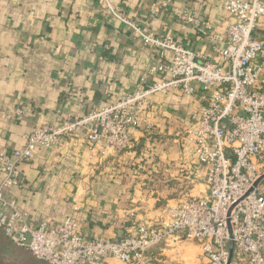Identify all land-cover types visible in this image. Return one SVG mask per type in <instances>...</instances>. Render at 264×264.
Returning a JSON list of instances; mask_svg holds the SVG:
<instances>
[{
  "label": "crops",
  "instance_id": "crops-1",
  "mask_svg": "<svg viewBox=\"0 0 264 264\" xmlns=\"http://www.w3.org/2000/svg\"><path fill=\"white\" fill-rule=\"evenodd\" d=\"M111 2L143 30L170 36L214 61L235 23L223 0ZM186 10L211 24L209 39L178 19ZM255 36L264 38V23ZM156 61L154 50L99 0H0V151L23 148L33 125H58L145 89L156 81L147 76ZM199 106L179 91L150 96L144 114L151 128L134 133L128 150L103 154L81 135L58 149H39L22 166L23 185L6 196L28 213L31 228L72 217L86 238L116 240L135 222L158 224L164 207L189 195L180 169L181 138ZM261 184L264 190V179ZM206 192L200 186L191 193ZM152 257V264H207L189 242L162 244Z\"/></svg>",
  "mask_w": 264,
  "mask_h": 264
},
{
  "label": "built area",
  "instance_id": "built-area-1",
  "mask_svg": "<svg viewBox=\"0 0 264 264\" xmlns=\"http://www.w3.org/2000/svg\"><path fill=\"white\" fill-rule=\"evenodd\" d=\"M99 1L154 50L157 61L147 76L156 81L58 125H33L23 148L0 151V233L45 264H107L110 259L152 264L153 250L178 242L196 244L207 264H264V38L255 37L264 23V0H223L235 23L228 28L225 47L216 50V61L170 36L143 30L111 0ZM178 19L210 38L211 24L197 20L190 10ZM166 91H179L200 103L181 138L180 169L188 182V197L166 206L162 222H135L116 240L86 238L82 224L72 217L31 228L28 213L6 192L23 185L22 166L37 150L58 149L65 140L81 135L99 145L103 154L122 153L131 147L134 133L151 128L144 114L149 97ZM200 186L207 192L193 196Z\"/></svg>",
  "mask_w": 264,
  "mask_h": 264
},
{
  "label": "trees",
  "instance_id": "trees-1",
  "mask_svg": "<svg viewBox=\"0 0 264 264\" xmlns=\"http://www.w3.org/2000/svg\"><path fill=\"white\" fill-rule=\"evenodd\" d=\"M256 37V36H255ZM26 253L29 256H31L27 251H25L24 249L18 248L14 245H12L10 242H8V240L5 238V236L3 234L0 233V264H17L18 258V253ZM8 255H10L13 258L11 262L10 261H6L5 259H7V257H9ZM32 259H34L35 262L34 264H45L42 262L37 261L35 258H33L31 256ZM3 260H5L6 262H4Z\"/></svg>",
  "mask_w": 264,
  "mask_h": 264
},
{
  "label": "rangeland",
  "instance_id": "rangeland-1",
  "mask_svg": "<svg viewBox=\"0 0 264 264\" xmlns=\"http://www.w3.org/2000/svg\"><path fill=\"white\" fill-rule=\"evenodd\" d=\"M8 256L9 257H7V259H5V260L11 262L12 259H10V258H13V257H11L10 255H8ZM17 256L19 258L17 261H15V262H18L17 264H34V263H37V262L34 261V259L31 258V256H29L26 253H20L19 252ZM5 260H3V261L6 262Z\"/></svg>",
  "mask_w": 264,
  "mask_h": 264
},
{
  "label": "water",
  "instance_id": "water-1",
  "mask_svg": "<svg viewBox=\"0 0 264 264\" xmlns=\"http://www.w3.org/2000/svg\"><path fill=\"white\" fill-rule=\"evenodd\" d=\"M263 178H264V176H263ZM230 232H231V230H230ZM233 251H234V244H233V241L231 240V241H230V257H229V263H230L231 260H232V257H233Z\"/></svg>",
  "mask_w": 264,
  "mask_h": 264
}]
</instances>
